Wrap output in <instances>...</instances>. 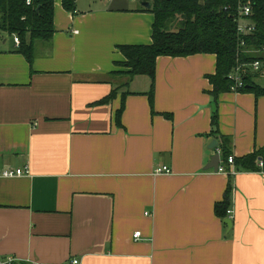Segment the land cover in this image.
Masks as SVG:
<instances>
[{
    "label": "crops",
    "instance_id": "crops-1",
    "mask_svg": "<svg viewBox=\"0 0 264 264\" xmlns=\"http://www.w3.org/2000/svg\"><path fill=\"white\" fill-rule=\"evenodd\" d=\"M100 1L72 14L55 0L52 43H36L32 67L13 37L0 38V261L264 264V172L206 169L220 154L209 137L216 112L234 158L264 148V97L216 101V56L195 55L158 58L155 114L147 76L95 106L126 82L118 47L152 44L155 21L145 0ZM251 76L264 88V75ZM230 185L229 230L215 207Z\"/></svg>",
    "mask_w": 264,
    "mask_h": 264
},
{
    "label": "trees",
    "instance_id": "trees-1",
    "mask_svg": "<svg viewBox=\"0 0 264 264\" xmlns=\"http://www.w3.org/2000/svg\"><path fill=\"white\" fill-rule=\"evenodd\" d=\"M151 9H143L154 15L152 44L119 46L124 57L120 63L126 71L116 75L126 77V82L114 88L95 106L110 104L116 96L137 76H147L151 81L147 96L152 114L154 112V92L156 64L160 57L187 58L195 55H214L217 59L216 73L208 77L213 86L211 95L217 101L219 96L231 92L233 82L229 75L242 64L255 61L264 63V0H145ZM63 9L75 14L76 0H62ZM251 8L250 17L246 22L254 28L253 33L241 36L238 34L240 11L243 7ZM55 0H33L28 6L26 0H0V31L9 36L16 35L20 45L16 52L22 55L32 67L36 56L37 42L52 43L55 34L54 26ZM178 20L179 30L170 31L174 21ZM242 42L245 44L242 46ZM257 51V53H252ZM245 78V86L238 93H253L257 98L264 97V88L252 80ZM121 108L116 111L115 121L118 127L125 109V99L130 94L122 92ZM167 119L172 115L163 114ZM219 115L212 117V130L209 137L220 141L222 164L231 170L228 159L232 155V139L223 136L219 129ZM264 164V148L245 157L236 159L238 172H264L258 163ZM231 177V176H230ZM232 186L223 202L215 207L216 215L225 220L228 218L229 200Z\"/></svg>",
    "mask_w": 264,
    "mask_h": 264
},
{
    "label": "built area",
    "instance_id": "built-area-1",
    "mask_svg": "<svg viewBox=\"0 0 264 264\" xmlns=\"http://www.w3.org/2000/svg\"><path fill=\"white\" fill-rule=\"evenodd\" d=\"M131 1H135V0H131ZM32 2H33V0H26V4L28 6H31ZM251 13H252L251 8L248 6L243 7L240 11V17L241 18L239 19L238 34L241 36L248 35L250 33H253V31H254V28L246 22V18L250 17ZM76 33H78V32L76 31ZM13 41H14V44L16 45V47L18 48L20 45V40L16 35L13 36ZM244 45L245 44L242 42V46H244ZM252 53H257V51H252ZM253 73L264 75V63H262L261 61H255L249 65L248 64L239 65L229 75V79L234 83L232 88H231V92L238 93V91L240 89L244 88L245 78L248 75H251ZM228 164L231 167V170L227 171L225 166L221 162L219 169H218V172L228 174L229 176L236 175L238 173V171L236 170V167H235L234 156L229 157ZM258 165H259L260 169H263L264 164L262 161H260L258 163ZM28 172L29 171L27 168L17 169V170H5L2 172L1 177H3V178H17V177H22L26 174H29ZM156 173L169 175V174H171V170L168 167H162V168L157 169ZM227 214H228V218L230 220L233 219V212L232 211H228ZM140 237H141L140 232L135 233V235H134L135 239H139ZM14 263L15 262L13 259H10V260L5 261V262L0 261V264H14ZM33 264H38V263H33ZM66 264H79V262L73 261L72 263H66Z\"/></svg>",
    "mask_w": 264,
    "mask_h": 264
},
{
    "label": "rangeland",
    "instance_id": "rangeland-1",
    "mask_svg": "<svg viewBox=\"0 0 264 264\" xmlns=\"http://www.w3.org/2000/svg\"><path fill=\"white\" fill-rule=\"evenodd\" d=\"M77 1H78L77 6H78L79 10H80L81 8H88V7H90L91 5H93V7H94V6H97L98 4L101 5V1H100V0H95V4L92 3L91 0H77ZM200 2L203 3L204 1L201 0ZM179 28H180V26H179V22H178V20H176V21H174V22L172 23V25H171V27H170V31H172V32H176V31L179 30ZM0 38L6 40L8 46H10L11 43H13V41H12V36H9V35L6 34V33H5V34H1V33H0ZM255 76H256V75H254V77H255ZM256 77H257V76H256ZM255 80H256L260 85L264 86V78H261V79H257V78H256ZM253 82H254V81H253Z\"/></svg>",
    "mask_w": 264,
    "mask_h": 264
},
{
    "label": "water",
    "instance_id": "water-1",
    "mask_svg": "<svg viewBox=\"0 0 264 264\" xmlns=\"http://www.w3.org/2000/svg\"><path fill=\"white\" fill-rule=\"evenodd\" d=\"M144 6L147 7L148 9L151 8L150 4H145ZM218 147H219L218 141H213L209 148L211 150H217ZM220 163H221V155L218 153V154H216L215 156L212 157L211 163L208 165V167H206V169L207 170L213 169L215 172H218ZM224 223L228 226L229 230L233 226V222L230 219H227Z\"/></svg>",
    "mask_w": 264,
    "mask_h": 264
}]
</instances>
